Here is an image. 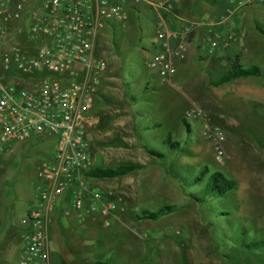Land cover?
<instances>
[{"label":"rangeland","instance_id":"1","mask_svg":"<svg viewBox=\"0 0 264 264\" xmlns=\"http://www.w3.org/2000/svg\"><path fill=\"white\" fill-rule=\"evenodd\" d=\"M261 7L254 4L249 9H240L231 18L242 20L244 12L254 11L264 29ZM239 30L245 34L244 26ZM253 31L256 34L251 40L236 34L240 39L231 43L237 45L240 64L244 68L257 67L261 74L257 80L236 81V96L242 87L246 92L258 89L264 94V36L254 28ZM155 37L153 25L131 11L126 20L115 26L108 25L106 32L99 34L95 41V56L107 63V72L97 84L99 97L92 112V116L101 120V131L89 132L96 166L107 169L139 165L142 168L132 172L131 177L137 179L127 185L123 177L95 179V183L105 184L98 187L99 191L119 207L108 215L99 209L85 211L77 223L55 226L57 233L50 234L51 248L61 257L62 264H264V249L248 253L238 242L240 233L247 240L264 239V103L261 114H257L258 103L237 98L233 105L245 109L248 117L243 110L229 109L232 91L219 98L207 97L203 105H196L205 118H193L199 121L190 122L192 130L187 131L179 119L183 101L189 96L184 79L174 80L173 87L163 84L147 65L151 55L141 50L142 47L151 50V43L156 45ZM188 63L193 66L195 61ZM222 68L211 70L206 76L218 78L225 72L226 68ZM111 77L120 82L110 83ZM131 95L138 98L130 104L133 110L145 112L142 118H136L148 130L109 129L112 122L109 109L119 106V99L127 100ZM106 99L113 103H106ZM157 122L163 126L157 127ZM216 127L224 135L220 143L225 152L223 159L217 158V144L209 131ZM123 141L126 143L123 146H129L124 158L114 149ZM135 141L162 157L137 151ZM167 141L176 146L171 147ZM45 146L40 142L17 145L16 149L20 150L0 164V190L5 191V185L11 193L6 204L0 199V207L2 210L8 207L7 231L14 233L9 236L18 246L20 220L36 202L37 166L51 154ZM205 167L207 174L195 185ZM216 171L235 180V190L220 199L207 197L204 202H197L195 197L202 198L204 183ZM136 204L152 212L165 205L177 209L158 220L136 223L142 211ZM136 211L139 214L134 216L132 212ZM55 235H61L59 240L63 243L58 245Z\"/></svg>","mask_w":264,"mask_h":264},{"label":"built area","instance_id":"2","mask_svg":"<svg viewBox=\"0 0 264 264\" xmlns=\"http://www.w3.org/2000/svg\"><path fill=\"white\" fill-rule=\"evenodd\" d=\"M257 1L264 6V0L234 3ZM141 5L170 9L168 1L153 0H0V164L20 150L17 145L40 142L51 151L37 166L36 202L20 220L22 245L15 264H53L50 224L56 210L80 220L85 211L113 214L119 207L92 187L97 166L88 127L107 68L95 56L94 44L108 25L126 20ZM235 11L229 6L210 25L212 49L222 38L211 27L226 24ZM192 31L190 24H162L156 31L157 50L147 65L162 82L172 85L177 62L187 58L185 39ZM238 39L230 34L225 42ZM185 117L205 115L192 106ZM209 131L217 158L223 159V132Z\"/></svg>","mask_w":264,"mask_h":264},{"label":"crops","instance_id":"3","mask_svg":"<svg viewBox=\"0 0 264 264\" xmlns=\"http://www.w3.org/2000/svg\"><path fill=\"white\" fill-rule=\"evenodd\" d=\"M168 1L170 4V9H158L153 6H147V5H141L137 7L136 13L138 16L142 19L144 18V21H147V23H151L153 27L155 28V32L158 30V28L162 27V24H165L168 28H173L174 26H181L185 24H190L193 28L192 33L185 39L187 43V58L185 61L177 62V74L175 76L174 80H177L178 78L184 79V87L188 91V98H186L185 101H183L182 108L179 113V119L182 122L184 119L187 122L188 129L187 131H191V124L190 122L193 121H199L196 119H188L185 117V113L188 109H190L192 106H198L200 104H204V102H207V97H216L219 98V96L223 93L229 94V91H232V94H230V99H228V103L230 104L229 109H235V110H243L245 112V109L241 108V106H235L233 105V102L238 100L237 98L241 97L243 100L250 102H256L258 103V111L257 114H261V108H263L262 104L264 103V94H261V91L258 89L256 90H250L245 91L243 89L236 96L237 93H235V83L238 80H244L243 83L248 82V80H252L258 77H249V78H239L236 80H233L231 82H227L225 84L215 86L212 84L213 81L217 80L219 77H221L225 72H227L231 65L237 61L239 65L240 64V55L237 54V45L234 46L233 43L225 42L226 38L230 34H241L243 37H246L245 40L252 39V37H255V32L253 31V28L259 33L258 28L262 27L260 23H258L257 17L254 15V11L247 10L244 12L242 16V20L238 17L235 19L230 18L229 21L224 25H214L211 27L213 31L220 33L222 40H219L217 43V46L212 49L210 40L213 39L212 34L209 32L210 25L212 23L218 22L221 20V18L224 16L226 9L229 6L235 7V13L233 17L235 16L236 12L240 9L247 8L253 6L254 4H259L258 1L253 4H242V5H236L234 3V0H153L155 3L165 2ZM261 8L264 9V6ZM129 16V15H128ZM255 20V21H253ZM164 21V22H163ZM257 21V22H256ZM143 22V20H142ZM179 22V25L176 24ZM252 22V24H251ZM143 24H146L144 22ZM256 24V25H255ZM241 26H244L245 34L240 33L239 29ZM237 32V33H236ZM262 35V34H261ZM246 42V41H245ZM155 43V42H154ZM259 49V44H258ZM142 52L150 54L152 56L153 53L157 50V44L153 45L151 43V50L147 47H142ZM154 51V52H153ZM150 56V57H151ZM189 60L195 61V64L192 66L189 64ZM226 63H230V65L227 66ZM223 66L222 69H225V72L219 76L218 78H213L210 76H206V73L208 74L211 70L217 71L219 67ZM227 66V67H226ZM242 66V65H241ZM243 67V66H242ZM206 70L208 72H206ZM107 72V70L105 71ZM110 83H117L120 82V80L117 81L116 78L111 77L109 79ZM173 80V81H174ZM117 81V82H116ZM162 82V81H161ZM145 83V82H144ZM241 83V82H240ZM169 87H173L172 85H169L167 83H164ZM146 87H148L147 84H143ZM155 88H151V90H154ZM149 90V89H146ZM138 100L135 96L131 95L126 100L125 97L119 99L120 105L114 108L109 109V115L112 119V122L110 125H108L109 129H115V131H147V127H143L142 124H140V121L136 117L142 118L145 114V112H137L133 110V107H131V103H134ZM106 103L111 104L113 103V100H105ZM196 106V107H197ZM211 108L209 107V111ZM246 116L248 115L247 111L245 112ZM249 117V115H248ZM101 120L99 117L91 116L90 125L88 127V131H101ZM183 123V122H182ZM137 124V125H136ZM157 127H162L163 124L157 122L155 124ZM138 126V127H137ZM108 129V130H109ZM104 131V130H103ZM107 131V128H106ZM90 135V134H89ZM126 145L125 141L121 143V146H118L115 149V152L118 153L120 157H125L127 151L129 150V146H123ZM134 145H137L139 148H136L137 151H147L146 146L140 145L138 142L135 141ZM108 150H113L111 148H108ZM149 150V149H148ZM9 162V161H8ZM4 174V173H3ZM131 174L122 176L123 178H126V181H124V185L130 184L137 177H131ZM119 178V177H116ZM140 179V178H138ZM100 180V179H98ZM105 185L104 183H95V180L92 182L93 189L99 190V186ZM5 191L0 190V199H2V202L6 204L5 200L9 198L10 194L8 189H6V186L4 185ZM138 208L142 210H146L145 208H142L138 204H136ZM5 209H1L0 207V264H15L18 252L17 250L22 245V238H21V232H20V245H16V241H12L11 235L14 233H9L8 227L6 226V219H5V213L8 211V207ZM139 209V210H140ZM29 209L26 211V214L28 213ZM25 214V215H26ZM132 214L138 215L139 212L136 211L135 213L132 212ZM108 215V214H106ZM114 218L117 219L116 215H113ZM119 219V217H118ZM132 219V218H131ZM81 220V219H80ZM70 221V222H69ZM71 221L77 223L79 219L73 217V216H65L62 213V210H56L54 214L52 215L51 224H50V234L51 233H57V229L55 226L57 225H70ZM138 220L136 223H139ZM20 229V225H19ZM95 231V230H94ZM132 232V231H131ZM131 232L128 233V236L131 237ZM5 233L8 234L5 236ZM96 233L98 234V230H96ZM10 235V236H9ZM56 236L58 238H56ZM63 237V236H62ZM61 235H55L54 240L59 245V242L63 243V240L60 241ZM51 240V235H50ZM52 246V243H51ZM52 251V261L53 264H62L63 260L60 256H58L54 250L51 248ZM17 252V254H16Z\"/></svg>","mask_w":264,"mask_h":264},{"label":"trees","instance_id":"4","mask_svg":"<svg viewBox=\"0 0 264 264\" xmlns=\"http://www.w3.org/2000/svg\"><path fill=\"white\" fill-rule=\"evenodd\" d=\"M258 30L262 34V36H264V29L262 27H259ZM260 74L261 72L257 67L244 68L241 65H239L237 61H235L231 65L230 69L227 72H225L221 77H219L217 80L213 81L212 84L215 86H219L239 78L259 77ZM182 122L183 125L188 129L186 120L184 119ZM167 143H170L171 147L176 146L175 144H172L170 141H167ZM147 153L154 157H162L161 155L155 153L153 150H147ZM141 168L142 166L139 165H119L115 168H107V169H101L97 167L91 172V175L96 179H112V178L128 175L132 172L140 170ZM207 172H208L207 167H205L204 171L199 173L194 184L197 185L202 180V178H204ZM235 188H236L235 180L227 177L222 172L216 171L211 173V175L207 178V181L204 183L201 194L202 198L196 196L195 200L197 202H204V199L207 197L220 199L223 198L225 195L231 193L233 190H235ZM176 209H177L176 206L165 205L161 209L155 212L149 210H142L139 217H137V219L155 221L158 220L161 216L172 213ZM238 240L242 249L248 253L264 249V239L258 241L247 240L240 233L238 235ZM100 264H105V262H102Z\"/></svg>","mask_w":264,"mask_h":264}]
</instances>
